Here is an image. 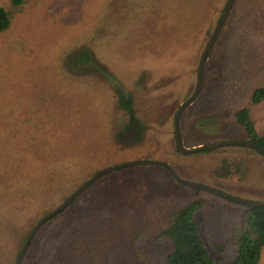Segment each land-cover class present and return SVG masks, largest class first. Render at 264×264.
<instances>
[{"label": "rangeland", "instance_id": "rangeland-1", "mask_svg": "<svg viewBox=\"0 0 264 264\" xmlns=\"http://www.w3.org/2000/svg\"><path fill=\"white\" fill-rule=\"evenodd\" d=\"M227 2L27 0L0 34V129L19 125L21 139L37 143L33 157L41 165L55 156L48 140L60 128L64 154L62 163L40 169L37 184L0 185V264H14L38 222L88 179L122 163H168L185 180L264 202L261 155L244 147L184 155L176 146L177 111L196 90L203 53ZM83 53L88 61L77 62ZM263 85L264 0H236L205 63L200 94L182 113L184 145L248 141L235 113ZM117 89L136 123L120 106ZM252 116L263 135L264 102ZM130 127L136 145L122 141ZM6 137L0 133V162L14 152L2 144ZM227 163L231 176H217ZM196 200L210 207L195 217L209 254L216 260L221 243L234 257L231 210L240 205L183 187L165 168L145 166L102 177L39 229L22 264H138L136 255L167 264L171 241L160 234L178 207Z\"/></svg>", "mask_w": 264, "mask_h": 264}, {"label": "trees", "instance_id": "trees-1", "mask_svg": "<svg viewBox=\"0 0 264 264\" xmlns=\"http://www.w3.org/2000/svg\"><path fill=\"white\" fill-rule=\"evenodd\" d=\"M26 5L27 0H7L5 3H0V34L11 29L13 22L23 12ZM76 61L86 63L88 61V55L83 53ZM117 94L119 96L120 106L130 115L131 123H136L134 111L129 101L125 99L118 89ZM263 102L264 85L254 91L247 106L235 113V119L245 130L248 141L254 143L264 151V134L260 135L258 133L256 123L252 116L254 108L260 106ZM66 112L67 108L63 102V120L66 118L64 114ZM64 128L65 126L63 125ZM0 131L1 136H7L5 138L6 142L2 144L14 151L11 156L8 155L6 157L5 161L0 162V185L3 183H12L18 179L22 182L27 181L33 184L36 182L37 184L36 179H38L41 168L47 169L51 165L55 167L56 164L63 162V156L61 155L64 154L62 141L63 130L60 128H57L53 132L54 136L48 140L50 146L48 148L54 150L55 156L46 157V160L41 161V165L39 164V160L33 157L37 151L34 153L37 143L27 142V140L23 141L20 136L22 128H19V125L9 129L2 127ZM137 132H140L138 127ZM29 134L27 135L28 138L30 137ZM34 134L32 133L33 136L36 135ZM36 138L37 136H35ZM66 146H68L67 143ZM251 151L255 152L253 150ZM84 161L87 162L86 160ZM229 164L227 163L225 168L221 169L224 174L222 175L220 172H217V176L222 178L231 176V170L234 167L229 166ZM86 166L80 160V168H85ZM240 167L241 165L239 164L235 166L237 170ZM240 207V209L231 210L233 220L232 244L236 248L235 256L232 258L227 257V246L218 243L216 248L219 256L216 260L209 254L195 218L199 211L203 209L208 210L210 207L204 200H196L188 205L178 207L171 214L167 227L160 234V238H169L171 241V252L167 257V264H262L264 252V207L250 208L242 205ZM9 230L13 232L12 227ZM134 238L137 240L138 236ZM136 258L137 262H139L138 264H148V257L146 255H136Z\"/></svg>", "mask_w": 264, "mask_h": 264}, {"label": "water", "instance_id": "water-1", "mask_svg": "<svg viewBox=\"0 0 264 264\" xmlns=\"http://www.w3.org/2000/svg\"><path fill=\"white\" fill-rule=\"evenodd\" d=\"M235 2H236V0H228L226 6L224 8V11H223V13H222V15L218 21V24H217V26H216V28H215L212 36H211V39L209 40V42L206 46V49L203 53L201 63H200V68H199V79H198L196 90L194 91L193 95L188 100H186L181 105L179 110L177 111L176 121H175L176 146H177V150L181 154L190 155V154H196V153L216 150L219 148H225V147H244V148H248L250 150L257 152L262 157H264V151L261 150L260 148H258L254 143H252L250 141H245V142H237V141L218 142V143H212L209 145H201V146H197V147L188 148L184 145L183 139L181 136L180 121H181L182 113L184 112L185 108L187 106H189L190 104H192L197 99L198 95L200 94L202 84H203V73H204L205 63H206L214 45L217 42V39L221 33V30H222L225 22L227 21L228 16L232 11ZM128 136H130V139L129 138L128 139L122 138V141H124L128 145H136L137 143H139V139L136 138V132L135 131L129 129ZM145 166L163 167V168L167 169L169 171V173L173 176V178L177 182H179L181 185L219 196L221 198L229 200V201L236 203L238 205H242V206L250 207V208L264 207V202L249 201V200H245V199H240L236 196L230 195V194L225 193L223 191H220L218 189H215L212 187H207V186H204L201 184H197V183H193V182L184 180L183 178H181L176 173V171L173 169V167L168 163H164V162H160V161H150V160H137V161L127 162V163H122V164L114 166V167H109L106 169L99 170L93 177H91L90 179H88V181H86L83 185H81L79 187V189H77L68 199L64 200L62 202V204L57 209H55L54 211L49 213L47 216H45L43 219H41L38 222V224L34 227L31 234L29 235V237L27 238L25 245L22 248V250H21L20 254L18 255L14 264H22V261L26 255V252H27L33 238L35 237L36 233L39 231V229L43 225H45L49 221L55 219L59 214H61L68 207H70L77 199H79V197H81V195H83L89 188H91L94 184H96L102 177L109 175L111 173L123 170V169H128V168H132V167H145Z\"/></svg>", "mask_w": 264, "mask_h": 264}, {"label": "flooded vegetation", "instance_id": "flooded-vegetation-1", "mask_svg": "<svg viewBox=\"0 0 264 264\" xmlns=\"http://www.w3.org/2000/svg\"><path fill=\"white\" fill-rule=\"evenodd\" d=\"M129 129H131V130H133V128H128V130H127V133H129ZM134 131V130H133ZM130 139V136H128V134L125 136V137H123V139ZM172 176V175H171ZM173 177V176H172ZM174 179V178H173ZM175 180V179H174ZM185 180V179H184ZM176 181V180H175ZM188 181V180H187ZM177 182V181H176ZM178 184H180L179 182H177ZM181 185V184H180ZM181 186H183V185H181ZM183 187H186V186H183ZM186 188H189V187H186ZM189 189H192V188H189Z\"/></svg>", "mask_w": 264, "mask_h": 264}]
</instances>
